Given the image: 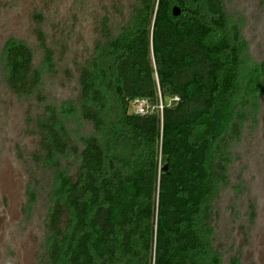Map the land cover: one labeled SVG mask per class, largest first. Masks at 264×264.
Instances as JSON below:
<instances>
[{
    "label": "trees",
    "instance_id": "obj_1",
    "mask_svg": "<svg viewBox=\"0 0 264 264\" xmlns=\"http://www.w3.org/2000/svg\"><path fill=\"white\" fill-rule=\"evenodd\" d=\"M75 3L92 16L89 0ZM102 10L76 65L78 92L62 102L68 111L77 104L95 130L81 145L42 91L56 53L41 27V65L24 40H9L1 54V84L37 105L28 113L31 156L48 180L39 264H222L215 200L230 183L232 142L259 121L264 61L250 58L223 0H129ZM138 99L155 107L129 111ZM70 154L72 173L63 164Z\"/></svg>",
    "mask_w": 264,
    "mask_h": 264
},
{
    "label": "rangeland",
    "instance_id": "obj_2",
    "mask_svg": "<svg viewBox=\"0 0 264 264\" xmlns=\"http://www.w3.org/2000/svg\"><path fill=\"white\" fill-rule=\"evenodd\" d=\"M223 2L229 21L239 24L250 58L264 61V0ZM115 3L129 6V0H89L93 12L87 18L90 13L85 14L80 4L76 7L75 0H0V73L3 48L12 39L29 43L35 51V64H42L35 31L40 26L56 53L54 68L42 66L46 72L42 91L57 105L59 117L62 116L61 121L77 145H81V136L95 130L79 115L77 104L68 111L70 106L62 102L74 98L78 92L76 65L83 60L85 46L93 45L97 30L94 20L103 12V5L112 7ZM35 13L42 15L41 21L34 17ZM118 21L117 18L112 20ZM1 82L0 264H39L48 210L43 191L48 190V180L31 156L36 149V134L28 113L37 105L7 90ZM262 98L256 109L258 123L252 125L247 121L240 140L232 142L235 152L229 171L230 183L220 189L215 200L218 206L216 245L222 264H229L232 257L241 264H264V96ZM133 109L131 104L129 111ZM63 164L70 173L74 171L75 160L71 154ZM29 188L38 193L35 202L30 198Z\"/></svg>",
    "mask_w": 264,
    "mask_h": 264
},
{
    "label": "built area",
    "instance_id": "obj_3",
    "mask_svg": "<svg viewBox=\"0 0 264 264\" xmlns=\"http://www.w3.org/2000/svg\"><path fill=\"white\" fill-rule=\"evenodd\" d=\"M172 100H178V97H174L173 99H170L169 100V102L168 103H165V101L162 99V98H160V100H159V102H158V104H157V106H158V108L162 111L163 110V108H164V106H165V104H171V101ZM134 111L136 112V113H139V114H146V113H148L150 110H152V107H155V106H151L150 104H149V102L147 101V100H145V99H138V100H136L135 102H134Z\"/></svg>",
    "mask_w": 264,
    "mask_h": 264
},
{
    "label": "water",
    "instance_id": "obj_4",
    "mask_svg": "<svg viewBox=\"0 0 264 264\" xmlns=\"http://www.w3.org/2000/svg\"><path fill=\"white\" fill-rule=\"evenodd\" d=\"M180 11H181V10H180V7H178L177 5L173 6L172 13H173L174 15L179 14Z\"/></svg>",
    "mask_w": 264,
    "mask_h": 264
}]
</instances>
